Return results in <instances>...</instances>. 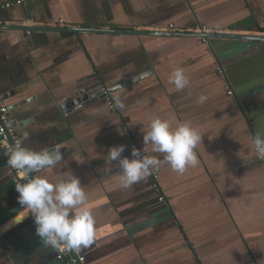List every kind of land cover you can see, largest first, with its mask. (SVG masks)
<instances>
[{
	"label": "crops",
	"instance_id": "0c3cea01",
	"mask_svg": "<svg viewBox=\"0 0 264 264\" xmlns=\"http://www.w3.org/2000/svg\"><path fill=\"white\" fill-rule=\"evenodd\" d=\"M2 25L262 36L264 0H25L0 10ZM177 67L190 81L181 91L169 83ZM95 83L124 107L63 108ZM0 103L19 137L30 133L25 147L64 146L41 176L71 173L84 187L96 219L93 243L80 249L89 264H264V167L252 143L264 134L263 41L0 29ZM155 117L198 128V164L180 174L163 163L123 188L108 151L123 145L131 159L123 130L142 151ZM6 161L0 151V264H63L18 203Z\"/></svg>",
	"mask_w": 264,
	"mask_h": 264
},
{
	"label": "clouds",
	"instance_id": "9594fccd",
	"mask_svg": "<svg viewBox=\"0 0 264 264\" xmlns=\"http://www.w3.org/2000/svg\"><path fill=\"white\" fill-rule=\"evenodd\" d=\"M169 83L181 91L189 86L190 81L184 69L177 67L171 72ZM206 101L207 96L203 94L197 99L198 104ZM114 107H124L121 97H115ZM29 136L30 133L24 131L7 148L8 167L24 181L15 183V190L19 193L18 203L34 218L36 235L44 245L57 251H79L92 244L96 235V219L87 207L88 195L79 178L71 173L67 179H59L55 183L46 177L33 175L62 162L61 149L64 146L56 144L36 151L24 146ZM202 137L198 128L190 122H177L173 126L169 120L155 117L143 135V143L144 148L150 146L154 153L163 154V160L155 155H143L144 148L142 151L133 148L131 159L122 158L125 151L123 145L110 148L107 156L109 163L117 162L121 186L130 188L158 171L163 163L180 174L187 167L196 166V148L201 144ZM252 143L257 157L264 159V134L253 136ZM21 220L15 218L11 223Z\"/></svg>",
	"mask_w": 264,
	"mask_h": 264
},
{
	"label": "water",
	"instance_id": "95a60500",
	"mask_svg": "<svg viewBox=\"0 0 264 264\" xmlns=\"http://www.w3.org/2000/svg\"><path fill=\"white\" fill-rule=\"evenodd\" d=\"M0 29H9V30H21V31H54L58 33H73V34H110V35H134V36H175V37H193L200 38L203 40L207 39H233V40H246V41H260L264 42V35L262 36H244V35H229V34H217V33H183V32H159V31H135V30H113V29H80V28H31V27H17V26H0ZM138 80V77L132 79V81ZM131 81L124 83L125 85L130 84ZM102 86L100 83L92 84L84 89H82L77 96L66 101L63 105L65 110L72 108H79L86 104L93 103L97 100L104 99L102 92ZM120 88V87H118ZM14 105L13 108H15ZM10 116V110L12 107H7Z\"/></svg>",
	"mask_w": 264,
	"mask_h": 264
},
{
	"label": "built area",
	"instance_id": "2783aa9c",
	"mask_svg": "<svg viewBox=\"0 0 264 264\" xmlns=\"http://www.w3.org/2000/svg\"><path fill=\"white\" fill-rule=\"evenodd\" d=\"M24 2H25V0H0V10H7V9H11L15 6H21L24 4ZM172 28H173L172 26L169 27V29H171V30H172ZM102 92L104 95V99L108 104L109 109L114 112L115 107H114L113 101H112L111 96H110L111 90L103 87ZM227 94L229 96H231L232 92L228 91ZM8 113H9V111H8L7 107L3 106L0 103V151L5 156L6 159H7V148H8V146L14 144L16 142V140L19 138V135L17 133V128L12 127L10 125V119H9ZM123 134L127 135L129 138V153H131L133 148L140 150L138 145H137V142H136V134L135 133H133V132H131L125 128L123 130ZM143 155H145L144 152H143ZM255 156L257 157L256 153H255ZM257 159H258V161H260L261 165L264 167V159H260L258 157H257ZM6 166L9 170V172L12 174L14 184L17 182H21V183L24 182L23 179L16 174L14 169H11L8 167L7 161H6ZM33 175H40L41 176V173H38V174L34 173ZM153 189H154L155 193H157V195H158L157 202L160 205L166 204V199H165L164 195L161 194V189H160V186L157 182L156 177H154ZM31 217H32V215H31ZM33 224L35 226L34 218H33ZM52 250L55 252L56 260L60 263H63V264H89L87 262L85 255H83L80 252V250L79 251H69V250L57 251L55 249H52Z\"/></svg>",
	"mask_w": 264,
	"mask_h": 264
}]
</instances>
